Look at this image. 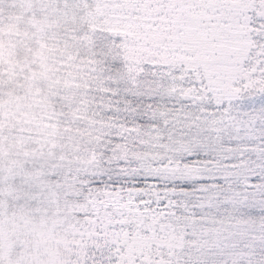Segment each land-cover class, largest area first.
Masks as SVG:
<instances>
[{
    "label": "snow or ice",
    "instance_id": "snow-or-ice-1",
    "mask_svg": "<svg viewBox=\"0 0 264 264\" xmlns=\"http://www.w3.org/2000/svg\"><path fill=\"white\" fill-rule=\"evenodd\" d=\"M0 264H264V0H0Z\"/></svg>",
    "mask_w": 264,
    "mask_h": 264
}]
</instances>
